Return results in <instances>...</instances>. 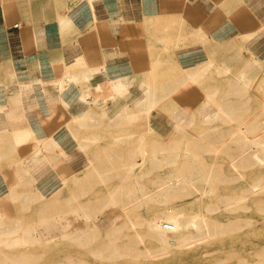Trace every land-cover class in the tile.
Segmentation results:
<instances>
[{
	"label": "crops",
	"instance_id": "crops-1",
	"mask_svg": "<svg viewBox=\"0 0 264 264\" xmlns=\"http://www.w3.org/2000/svg\"><path fill=\"white\" fill-rule=\"evenodd\" d=\"M221 66L259 80L264 0H0V255L39 257L77 227L102 230L84 198L110 186L97 198L108 204L126 137L158 106L137 123L126 115L150 86L168 97L189 74L220 81Z\"/></svg>",
	"mask_w": 264,
	"mask_h": 264
},
{
	"label": "rangeland",
	"instance_id": "rangeland-1",
	"mask_svg": "<svg viewBox=\"0 0 264 264\" xmlns=\"http://www.w3.org/2000/svg\"><path fill=\"white\" fill-rule=\"evenodd\" d=\"M234 69L221 66L218 82L189 74L168 87V97L150 86L148 105L126 120L157 112L142 120L138 137L130 128L126 143H134L118 164L119 186L107 205L97 198L112 187L86 194L83 202L97 208L92 216L76 210L102 230L77 227L38 245L39 257H24L23 248L0 255V264H264V69L252 68L259 79L252 82ZM197 85L190 96H170ZM203 102L215 112H197ZM182 107L196 112H169Z\"/></svg>",
	"mask_w": 264,
	"mask_h": 264
},
{
	"label": "bare ground",
	"instance_id": "bare-ground-1",
	"mask_svg": "<svg viewBox=\"0 0 264 264\" xmlns=\"http://www.w3.org/2000/svg\"><path fill=\"white\" fill-rule=\"evenodd\" d=\"M116 86V85H115ZM149 89V88H148ZM147 91V93H146V96H145V99H143L142 101H140L141 102V105H140V108H143L144 107V105L145 104H147L148 105V103H149V101L151 100V94L149 93V90H146ZM145 91V92H146ZM156 102V101H155ZM136 104V103H135ZM136 106V105H135ZM140 108H138V109H140ZM182 114H177L176 115V117L175 118H181L180 116H181ZM183 120V119H182ZM261 184V183H260ZM257 185H259V184H257ZM261 186V185H260Z\"/></svg>",
	"mask_w": 264,
	"mask_h": 264
},
{
	"label": "built area",
	"instance_id": "built-area-1",
	"mask_svg": "<svg viewBox=\"0 0 264 264\" xmlns=\"http://www.w3.org/2000/svg\"><path fill=\"white\" fill-rule=\"evenodd\" d=\"M163 228L166 229V230H170V229H172L171 225H169V224H165ZM170 244H171V245H176V241L171 240V241H170Z\"/></svg>",
	"mask_w": 264,
	"mask_h": 264
}]
</instances>
